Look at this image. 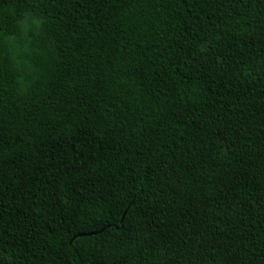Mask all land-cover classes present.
Segmentation results:
<instances>
[{"label":"trees","instance_id":"trees-1","mask_svg":"<svg viewBox=\"0 0 264 264\" xmlns=\"http://www.w3.org/2000/svg\"><path fill=\"white\" fill-rule=\"evenodd\" d=\"M0 264H264V0H0Z\"/></svg>","mask_w":264,"mask_h":264},{"label":"water","instance_id":"water-1","mask_svg":"<svg viewBox=\"0 0 264 264\" xmlns=\"http://www.w3.org/2000/svg\"><path fill=\"white\" fill-rule=\"evenodd\" d=\"M100 230H97V231H89V232H82L80 233L79 235H90V234H93V233H97L99 232Z\"/></svg>","mask_w":264,"mask_h":264}]
</instances>
